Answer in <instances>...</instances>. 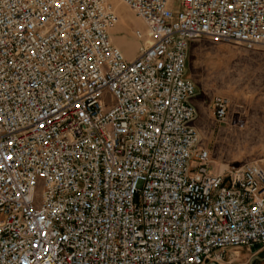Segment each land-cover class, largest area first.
I'll return each mask as SVG.
<instances>
[{"label":"built area","instance_id":"2783aa9c","mask_svg":"<svg viewBox=\"0 0 264 264\" xmlns=\"http://www.w3.org/2000/svg\"><path fill=\"white\" fill-rule=\"evenodd\" d=\"M0 0V264H223L264 247V163L212 172L190 43L264 46V0ZM222 122L228 100L213 99Z\"/></svg>","mask_w":264,"mask_h":264},{"label":"rangeland","instance_id":"374dc122","mask_svg":"<svg viewBox=\"0 0 264 264\" xmlns=\"http://www.w3.org/2000/svg\"><path fill=\"white\" fill-rule=\"evenodd\" d=\"M113 3L120 20L113 27L112 35L117 40L111 39L112 43L127 59H133L141 47L148 45V40L133 35L135 29L144 30V24L121 0ZM179 3L172 0V8ZM186 77L194 82L204 102L205 110L196 120L202 129L201 145L210 150V170L216 172L221 165L228 169L264 163V46L247 49L237 42L195 38L188 51ZM215 96L229 103L222 122L214 115Z\"/></svg>","mask_w":264,"mask_h":264},{"label":"crops","instance_id":"0c3cea01","mask_svg":"<svg viewBox=\"0 0 264 264\" xmlns=\"http://www.w3.org/2000/svg\"><path fill=\"white\" fill-rule=\"evenodd\" d=\"M113 30L114 28L111 29V39L117 40V38L112 35ZM117 44L121 46L119 41H117ZM192 101L197 108V117L201 118V113L203 112V110H205L204 102L198 97V95H196ZM194 126L196 127L199 135H201L202 129L197 120H195ZM205 264L217 263L207 261ZM223 264H264V247L255 245L251 248L243 247L239 248L238 250H227L225 253V260Z\"/></svg>","mask_w":264,"mask_h":264},{"label":"bare ground","instance_id":"6f19581e","mask_svg":"<svg viewBox=\"0 0 264 264\" xmlns=\"http://www.w3.org/2000/svg\"><path fill=\"white\" fill-rule=\"evenodd\" d=\"M120 18V16H119ZM227 168L225 165H221L219 168H218V171H223V169Z\"/></svg>","mask_w":264,"mask_h":264}]
</instances>
